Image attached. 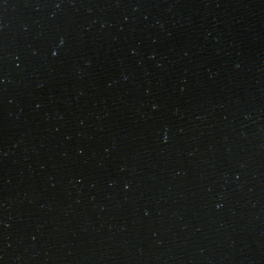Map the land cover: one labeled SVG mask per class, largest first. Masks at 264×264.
I'll return each instance as SVG.
<instances>
[{
    "label": "water",
    "instance_id": "obj_1",
    "mask_svg": "<svg viewBox=\"0 0 264 264\" xmlns=\"http://www.w3.org/2000/svg\"><path fill=\"white\" fill-rule=\"evenodd\" d=\"M0 264H264V0H0Z\"/></svg>",
    "mask_w": 264,
    "mask_h": 264
}]
</instances>
